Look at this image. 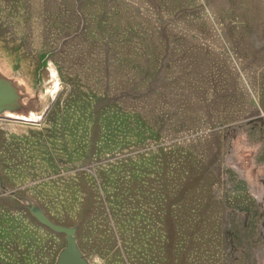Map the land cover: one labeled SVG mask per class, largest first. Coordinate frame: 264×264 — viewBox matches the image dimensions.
Segmentation results:
<instances>
[{
  "label": "rangeland",
  "instance_id": "1",
  "mask_svg": "<svg viewBox=\"0 0 264 264\" xmlns=\"http://www.w3.org/2000/svg\"><path fill=\"white\" fill-rule=\"evenodd\" d=\"M76 262L264 264V0H0V264Z\"/></svg>",
  "mask_w": 264,
  "mask_h": 264
},
{
  "label": "water",
  "instance_id": "2",
  "mask_svg": "<svg viewBox=\"0 0 264 264\" xmlns=\"http://www.w3.org/2000/svg\"><path fill=\"white\" fill-rule=\"evenodd\" d=\"M66 233H67L68 235H70V232H69V231H66ZM74 264H81V263L76 262V263H74Z\"/></svg>",
  "mask_w": 264,
  "mask_h": 264
}]
</instances>
